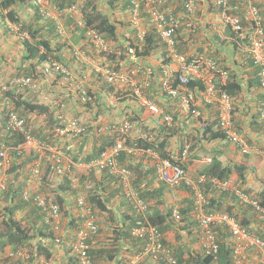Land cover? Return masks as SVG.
<instances>
[{
	"label": "trees",
	"instance_id": "trees-1",
	"mask_svg": "<svg viewBox=\"0 0 264 264\" xmlns=\"http://www.w3.org/2000/svg\"><path fill=\"white\" fill-rule=\"evenodd\" d=\"M81 1V11L83 13L84 18L87 20V24L89 26H93L97 30H99L105 39L106 42H113L116 46L112 51L101 53L100 57H105L100 61H96L102 67H109L111 69L118 70L122 68V64L125 66L126 62H130L131 56H134L138 59H144L151 55L153 52H156L158 49H162V44L160 39L158 38L157 33L153 29H149L150 31L144 37V42H140L135 34L132 31L124 32L123 30L131 25H133L129 18V13H125V15L121 17H117V12H125V8H117L113 9L115 0H50V4H55L53 7L63 8L68 7L74 3H78ZM125 2L126 9L128 7L126 0H121ZM173 9L177 10L181 7L182 0H167V5L169 2ZM204 5H208L209 9L212 11L217 10V6L214 4V0H205L202 1ZM108 5H111V12L109 11ZM124 6V7H125ZM169 6V5H168ZM31 6V0H0V18L3 22L4 28L12 32L9 28L7 21H11L12 23H16L20 26V31H28L30 33V37L22 41L23 46V58L26 61L37 60V62L43 63L49 61L51 58L57 59L58 61L64 62L65 67H68L69 64L66 62V57H72V45L69 44L67 40L65 42L64 39H61L56 34L55 24L50 17H44L39 13L38 8H35L34 13L30 15L26 14L29 11ZM165 8V7H164ZM27 10V11H26ZM218 11L212 13L213 18H217ZM26 14V15H25ZM132 16V14H131ZM67 23H71L75 33L74 43L86 41V33L84 28L81 29L74 25V21L71 18H67ZM201 28V27H200ZM227 34L230 35V30L227 31ZM14 35L19 37V33L16 31ZM194 39H195V35ZM77 39V40H76ZM219 39V38H218ZM228 40H223L221 45H225L228 43ZM230 41V40H229ZM180 46H184L180 43ZM133 49V53H129V50ZM220 48H217L216 51L212 52L214 57L220 58L224 57L226 54H221L219 52ZM71 51V52H70ZM201 51L203 49L201 48ZM241 51L238 47H234L232 50L231 57L232 59L237 60V57H242L240 54ZM89 56L96 57L97 51L93 50L92 52H88ZM244 62L242 63L243 72L240 69H234L231 64L229 67V71L231 74V78L223 87L229 94H231L234 98H239L245 95V89L243 82L240 80V76L242 73L247 74V89L256 87L259 88V80L257 77V69L253 65V62L249 57L244 55ZM81 66L80 70L82 71V75L89 69V67L82 63L81 60L78 61ZM236 62V61H235ZM34 67L31 64L30 68ZM26 73L33 75L27 67H25ZM57 72L60 77H62L60 70H54ZM95 72V71H94ZM100 73V72H98ZM90 74L96 77V80H91L93 83L100 82L101 90H104L107 93L116 94V96L126 97L125 91L122 90L117 91L113 83H111L106 78H101L100 73L99 79L94 73L91 71ZM81 75V76H82ZM85 81V80H82ZM80 81V82H82ZM198 85L196 80L190 81L188 84V88H195ZM129 91L128 89H126ZM86 91L92 97H95V91L85 84H82V89L80 91V95ZM82 92V93H81ZM144 92H148L149 96L151 89H145ZM67 98V96H65ZM133 97H129L132 100ZM151 98H154L151 96ZM10 100L9 104L4 103V101ZM103 100V96L93 99L92 101L81 102L78 99L77 103L79 104L77 107H74L75 117H79L80 115L89 114L90 118L93 121H98V113L105 114L106 110L103 108L106 105ZM135 100V99H134ZM155 100V99H153ZM105 102V103H104ZM240 104V103H239ZM237 105V104H236ZM199 109L201 106H199ZM3 108V109H1ZM261 109H264V104ZM0 110L3 118V122L7 120V116L11 110H15L18 114L25 117L28 120L29 124L33 125V134L47 142L57 145L64 149L65 154L68 155L73 160L91 162L93 161L101 151L108 148L112 145L115 139L119 136V133L101 129L102 123H97L95 127L91 126L87 130V134L82 133L77 138L76 141L78 143L75 144V147L72 150L66 149L69 145V141L67 139L69 137V133L66 131L67 125L66 120L60 119L58 114L56 113V109L53 108L52 105L46 104L44 102H39L36 99L25 97L24 93L20 88H13L12 90L6 91L2 94L0 98ZM199 117H196L192 114L191 109H189L185 117L189 121L200 122L201 127H197L196 132L198 131L199 135L204 137L206 140L216 141L222 140L228 141L227 135H225L224 131L220 130V128H216V130L211 128L210 122L204 118V114L202 109ZM73 111V109H72ZM239 113V111H237ZM236 112V115L238 116ZM61 114L65 115V112L60 111ZM174 116V120L171 124L162 123L161 131L155 132L154 129L149 127H140L138 133L132 135L129 134L125 138V143L130 147H138L142 149H151L157 152L162 158H167L170 156V152L172 150V142L171 137L176 134L179 130L178 127L174 128L172 124L175 126L182 119L178 115V112L172 113ZM235 115V117H236ZM80 118V117H79ZM252 121H260V110L256 112L252 117ZM140 116L130 115V120L133 122L139 121ZM217 121V119H216ZM214 120L213 122L216 123ZM259 123V122H258ZM88 125V123H86ZM186 124V123H185ZM260 124V123H259ZM215 125V124H214ZM218 126V123H217ZM139 128V126H136ZM261 128L264 131V124H261ZM64 131V132H63ZM148 131V132H147ZM146 133H150L152 135V139L149 140L145 138L143 135ZM188 132V130L186 131ZM0 137V145L4 143L5 146H13L16 147L20 143L24 141V137L20 133H14L11 131H3L1 129ZM196 136L195 133H189ZM187 133L179 135L182 139L179 140V147H184L186 144L191 143L190 135ZM2 139V140H1ZM90 140V141H89ZM92 141V146L90 142ZM250 142V141H249ZM251 143V142H250ZM198 143L192 145V147L197 146ZM88 146L89 151L84 154L83 157H80V153L83 155V149ZM245 156L249 155L247 153ZM133 159L134 162H125L126 158ZM11 158H13L11 165L7 169L8 181L7 187L4 191H0V200L4 203V206L0 207V251L5 254V250L7 247L12 248V252H17L19 250H25L27 253V257H16L18 258L16 264L22 262V259L28 263H33V261L38 260L41 262L42 260L49 261L53 264L54 260L59 261L58 255L55 254L56 246L63 247V249L70 255L72 260H76L78 263V257L76 255V251L74 249V243H76L77 237L75 233L77 229L81 225V218L75 217L73 218L67 226H69L70 234H67L65 237L60 239L57 242V237L59 235L56 232V229L53 226V223H48L46 220V214L32 201H27L23 198V194L26 190L30 189L32 182H36L34 178L31 168L32 161L38 158L36 154L23 155L18 153L16 150L11 151ZM121 160L125 162V165L134 173V186L139 191L142 198H144L149 204V220L155 225L160 232L162 233V243L165 247H167L174 255L179 263L181 264H236V257L234 254L235 246L237 240L233 237L230 229L225 225H220L218 227H214L215 235L217 242L219 244V252L214 255H209L207 252L201 247V249L193 250L189 252V249L185 252L183 250L182 244L180 242L184 241V233L186 230L188 235L191 236L194 228L197 229L199 239L202 240V233L200 230V226L198 220L196 218V209L194 206L193 197L188 201H185L183 208H180V218L177 220L173 215V209L170 208L168 210L159 209L158 207L162 205L164 202L160 196L162 192L167 187L166 184L162 182L160 187L156 189L151 187L154 184V179L157 177L156 169L153 166H148L143 163L142 160L138 159V156L131 154L127 151L122 152ZM138 160V161H137ZM210 159L206 158L204 161L208 162ZM32 163V164H31ZM44 168L43 171V179L42 184L45 187L50 188V192H45L47 195V199L51 200L54 203H57L60 207V211L62 213L63 203L66 202V195L74 194V189L70 187L69 184L64 183L62 189L60 191L53 189L50 186V183L56 178V173L51 169V164L46 158H42L41 168ZM246 167L242 164L240 165H226L217 158L213 157L212 161L201 170V173H205L207 175V181L204 183V193H206L207 197L210 198V207L209 210L216 212H225L230 216H233L239 224L246 228L251 235L260 237L264 239V218H262L256 207L250 203L245 202L240 199V197L236 194V191H230L229 189H221L217 184L212 183V178H217L219 180H227L230 179L231 176L237 172L238 174V183L244 182L246 180L245 174ZM104 171V170H103ZM93 175V176H92ZM92 178H94V174L92 173ZM151 175V177L149 176ZM108 183L115 182V180L107 175ZM161 183V182H160ZM107 184V183H106ZM104 182H98L92 188L89 196L90 202L94 205L96 204L99 208H105V204L107 202H111L114 197H116V193L114 190L109 189ZM242 186V185H241ZM151 187V188H150ZM243 190V189H242ZM35 191V189H34ZM64 191L63 193H61ZM116 191L120 190L117 188ZM121 193V192H120ZM190 195L192 191L190 190ZM29 196L35 194V192L28 193ZM87 196V195H86ZM126 199V198H125ZM156 200L151 204L152 201ZM260 204L264 207V192L259 195L258 198ZM127 201V200H126ZM153 203V202H152ZM77 204V202H76ZM95 207V206H94ZM131 209L132 206L130 205ZM95 214V212H94ZM96 216V214H95ZM191 219H188L189 217ZM138 220L135 217V212L132 209L130 215L125 217L123 224H118V227L113 228V232L115 235V240L113 243L106 247H96V239L98 237L100 229V224L98 222L96 216V223L99 226V230L97 233L92 234V239H88L87 243L89 245L88 253L91 257L93 264H97V261L100 259L114 261L117 260L118 264H126L127 261L136 256L143 249L144 241L137 239L132 236L131 230L133 225L136 224ZM180 222V223H178ZM183 224V225H182ZM175 230V231H174ZM174 232L176 239L178 242H173L169 240L166 236L168 232ZM69 235V236H68ZM95 240V243L93 242ZM125 240L129 242V246L125 249H122V246L119 241ZM67 242V243H66ZM122 251H126L129 255L125 257H121L119 259ZM257 251V258L259 264V251ZM254 251V252H256ZM246 255V253H245ZM44 257L45 259H43ZM128 257V258H127ZM146 257L151 258V256H145L141 258L138 264L142 263ZM245 257V256H244ZM8 258H15L13 256H8ZM241 259L243 256L241 255ZM3 259V258H2ZM242 259L241 264H247ZM2 261V260H1ZM36 262V261H35ZM159 264H165L163 261H155ZM80 264V261H79Z\"/></svg>",
	"mask_w": 264,
	"mask_h": 264
},
{
	"label": "built area",
	"instance_id": "built-area-1",
	"mask_svg": "<svg viewBox=\"0 0 264 264\" xmlns=\"http://www.w3.org/2000/svg\"><path fill=\"white\" fill-rule=\"evenodd\" d=\"M129 1L132 11V24L139 29L140 25L142 26L141 22L146 19L156 30L168 57L171 59L173 65L176 66L178 85L173 86L168 76L170 73L168 65H163L165 78L161 81L162 91L172 97H181L186 106L197 105L198 95H200L206 104L214 105L217 113V127L224 131L230 142L239 145L243 153H249L251 150L250 145L246 136L238 129L234 118L233 97L222 89V86L227 83L229 77L231 78L230 71L217 58L199 54L190 58L188 57L189 54L181 52L179 48L180 40L186 38V40L194 42L193 35L200 27L203 31H214L221 39L226 38L227 28H230V41H234L238 45L241 55H246L251 59L257 69L260 89L264 91V0H214V4L217 6V10L215 11H218V21H216V17H212V13L215 11L210 10L208 5L206 6L202 3L205 0H182L180 12L164 9V0ZM32 4L38 8L42 16L53 19L55 27L61 36H68L69 34L68 27L64 22V18L69 17L73 19L76 27L84 28L87 43L92 44L98 50L109 51V44L105 41L103 34L93 26L91 27L87 24V20L84 18L78 4H72L65 8H51L50 0H32ZM7 24L13 32L17 31L19 33V38H29L30 33L28 31H20L18 24H14L11 21H8ZM139 36L141 39L144 37V33L140 30ZM75 52L77 55H83L84 53L78 49ZM52 67L60 70L62 76L66 79L71 75L70 70L57 61H52L50 66L45 68L44 72L49 73ZM95 69L97 72L102 73L111 83L122 84L131 78V74L128 71H119L100 65H96ZM137 72L144 74L146 77L144 87L149 86L154 68L139 66L132 71L135 74ZM192 80H196L200 87H196L194 90L185 88ZM11 87H29L37 91L38 82L26 75L12 77L8 80L2 79L0 75V94ZM140 93L141 86H137L136 94L139 95ZM82 96L84 101H91L93 99L87 92H84ZM144 103L152 114H161L162 111L155 102L146 101ZM192 109L195 116L201 114V111L196 107ZM111 116H114V113H111ZM58 117L62 119L63 115L59 114ZM260 119L264 124V109L262 110ZM162 121L166 124H171L173 117L169 114L163 115ZM65 122L67 125L66 131L69 133L70 140L72 141L77 140L75 138L87 129L84 124L75 118L67 119ZM132 127V122L129 119L121 121L113 120L102 125L101 129L115 131L119 133V136L111 148L103 151L99 157L85 165L88 168L109 169L110 173L119 179L125 197L131 204L135 216L138 218L136 225L132 229V235L137 239L145 240L146 244L140 253L128 261V264H138L139 260L146 255H151L156 261H163L165 264H181L172 255V252L163 245L160 230L149 221V203L132 186L131 170L119 163L120 153L127 149L123 137L129 134ZM2 128L8 132L21 133L24 136V142L20 145L21 150L27 152L35 151L38 158L32 164L31 171L37 181L40 182L41 180L42 158H46L50 162L51 169L57 175H70L71 169L67 163L64 149L34 136L31 133V129L27 126L26 120L16 112H10L5 122H3L0 113V131ZM143 136L149 140L152 139L149 133H145ZM72 143L67 146V149L72 147ZM188 148L189 146L183 152L182 158L186 155ZM9 157V148L4 147V149L0 150V180H3V182L6 179L4 173L10 164ZM179 159L180 157L174 154L167 158L157 155L155 158L156 172L158 177L166 184L173 187L185 185L192 190L194 206L197 212L196 218L202 233L201 242L207 254L214 256L218 254L220 247L216 239L214 227L225 225L237 240L234 250L236 264L242 263L247 249L251 247L259 251V264H264V239L251 235L246 228L242 227L228 213L209 211L210 199L204 193V183L208 179L207 176L200 174L196 178L192 177L184 166L177 161ZM212 183L217 184L221 189L232 188L230 180L212 178ZM88 189H92L91 183L87 184L85 191ZM28 198L41 207L48 221L59 222L60 208L57 203L48 200L46 194L35 191V194L29 196L28 192H26L25 199ZM251 203L264 216V207L257 201H252ZM78 204L80 206L82 223L75 235L77 240L74 243V249L80 264H93L88 253L89 245L87 240L93 238L92 234L98 232L99 226L96 223L94 212L86 204L85 192L78 196ZM175 215H178V211H175ZM22 255L23 253L20 251L10 252L9 255L0 252V263L3 257H21ZM241 255L243 256L242 259L240 258ZM39 264L50 263L42 261Z\"/></svg>",
	"mask_w": 264,
	"mask_h": 264
},
{
	"label": "crops",
	"instance_id": "crops-1",
	"mask_svg": "<svg viewBox=\"0 0 264 264\" xmlns=\"http://www.w3.org/2000/svg\"><path fill=\"white\" fill-rule=\"evenodd\" d=\"M113 5V9H119L125 8V12H117L116 16L123 17L125 13H129V20L131 22V13L129 11V8L126 9L125 2L121 0H115ZM128 7L130 5L129 0H126ZM164 9L168 11H177L180 12L181 8H178L177 10L173 9L171 5V2H169V6L167 5V0H164ZM81 3V1H79ZM125 6V7H124ZM109 11L111 12V5H108ZM201 7V6H200ZM131 10V6H130ZM132 12V11H131ZM26 14L30 15L31 13L26 12ZM25 14V15H26ZM208 18V16H206ZM210 18V17H209ZM68 29H71V23H67V20H65ZM132 23V22H131ZM142 26L140 25V28L137 29L135 26L131 25L127 29L125 28L123 31H132L135 34H139V30L141 32L148 34L150 31L149 29H152L151 25L148 23L146 19L141 22ZM75 31L73 30L72 33L69 35V37L66 40L69 41V44L72 45V57L74 56V51H76L78 48H80L84 54L80 56L73 57L74 59H71L70 57H66L65 60L69 64L68 68L71 71V75L68 79L64 77H60V75L57 72H53L50 74H41L42 71V65H39L37 63V60L33 61H26L23 58V46L21 41L17 38L16 35H14L12 32L7 31L4 26L3 22L0 18V74L4 79H8L10 77H15L18 75H29L26 73L25 67H27L30 71H32V74H35L37 76V82L38 87L37 91L34 89H30L29 87L21 89L24 93L25 97L33 98L38 100L39 102H44L46 104H50L53 106L54 109H56V113L63 111L65 112L66 119L75 118L78 119L82 124H84L88 129L95 125L97 123L106 124L110 121L116 120L120 121L126 116H132L137 115L140 116L139 121L135 122V127H133V131L131 132L132 135L138 133L140 130V127H149L151 129H154L155 132L161 131V125L163 123V113L159 115H152L147 106H143V102L146 99H150L153 101H157L160 103L161 107L165 108V112L173 113L178 112L179 116L181 117L182 121L178 122L175 126L172 124L174 128L178 127L179 130L176 132L174 136L171 137L172 142V150L171 154L179 155L180 150L183 149L179 147V140L182 139L179 135L184 133H195L189 134L191 138V145L198 143L197 146H191L190 151L187 153V155H184L183 162L184 165L187 167V170L189 174L194 177L196 174H199L202 169H204L205 166L209 164V162L204 161L206 158L210 159L212 161L213 157L219 158L223 164L226 165H244L246 167L245 174H246V180L244 182L238 183V174L235 172L231 178L230 181L232 183V188L230 191H236V194L240 197L241 200L248 202L251 200H258L259 195L264 192V131L261 128V123L258 120L252 121V117L256 112H259V110L262 108L264 104V91H262L260 88L251 87L249 88L250 91H248L247 87V74L242 73L240 76V80L243 82L244 89H245V95L239 97V98H233L234 105H235V115L237 112L238 116L236 115L235 120L237 123L238 129L246 136L248 140V144L250 145V152L249 155L245 156L241 147L233 142H230L229 140H216V141H210L206 140L204 137L199 135L198 131L196 132L197 127H201L200 122H194L189 121L185 117L186 111L185 108L181 106L180 104H177L174 107V103L172 101H168L166 98L167 96H159L157 94V82L156 80L160 79V76L163 73V70H160L161 64L163 62V50H157L156 52H153L151 55L144 59H138L134 55L131 56L130 62L125 64L126 67L133 68L136 66L137 68L140 67H153L156 72L154 76L151 78V81H153L150 85V87H147V89H151L152 94L154 98H151L149 96L148 92H144L142 95L136 94V87L137 86H143L144 81L146 77L144 74H134L132 75V84L127 85H119L116 87L117 91L122 90L125 91V96L128 98L123 99L124 96L118 97L116 94L107 93L104 90H101V83L95 82L93 85L90 83L91 80H96V77L90 72L92 71L95 76L99 79V74L95 66L97 65L96 61H100L101 59L105 57H100L101 53L97 52L96 57L89 56L88 52H92L93 50H90L87 46L84 44H81V40L77 43H74L75 37ZM77 40V39H76ZM205 43L207 44L208 48L210 49V52H214L217 50V48H220L219 52L221 54H226L224 57H218L220 63H222L227 69H229L230 65L232 64L234 69H240L243 72V66L242 63L244 62V56L237 57V60L232 59L231 57L232 50L230 48V41L229 43H226L225 45H221L220 40L216 35L213 34V32H206L204 35ZM140 41V40H139ZM141 42V41H140ZM180 42L184 46H180L179 50L183 53L192 55L197 53V44L196 41L190 42L188 40L183 39L180 40ZM111 47H115L116 45L113 42H110L109 44ZM233 47V46H232ZM95 50V49H94ZM71 52V51H70ZM79 60L82 61V63L86 64L89 69L85 72L84 75H82V71L80 70L81 66L79 65ZM236 61V62H235ZM62 62V61H59ZM65 62V61H64ZM64 62H62L64 64ZM31 64L34 65V67H31ZM123 67V64H122ZM168 68L170 70V75L175 76V69L176 66L173 65V63L168 64ZM95 71V72H94ZM82 75V76H81ZM101 78L103 76L100 74ZM85 80V81H82ZM82 81V82H80ZM88 86V88L93 89L95 92V96L97 98L100 96H103V100L106 102V105L103 106L105 108L106 112L105 114L98 113V121H93L92 118H90V115L86 113V115H80L79 117H75L74 114V107H77L79 104L77 103L78 99L83 101V96L80 95V91L82 89V84H85ZM128 89L129 91H127ZM84 92V91H83ZM82 93V92H81ZM67 96V98L65 97ZM129 97H133L132 100L129 99ZM135 99V100H134ZM4 103L9 104L10 100L5 101ZM104 102V103H105ZM240 103V104H239ZM237 104V105H236ZM198 105L201 106V109L204 114V118H206L207 121L210 122L211 128L216 130L217 128V113L216 110H213L210 107H207L203 103V99L200 95H198ZM3 109V108H1ZM73 109V111H72ZM1 112V110H0ZM2 113V112H1ZM111 113H114V116H111ZM216 121L213 122V121ZM88 123V125L86 124ZM186 123V124H185ZM215 124V125H214ZM136 126H139L137 128ZM188 130V132H186ZM148 132V131H147ZM87 134V133H86ZM2 138V136H0ZM2 140V139H1ZM69 141V144L72 143V147L68 150H72L75 147V144L78 143L76 140H70V137H68L67 142ZM90 141V140H89ZM251 143H250V142ZM90 145L92 146V141L90 142ZM67 149V147H66ZM89 147L86 146L82 153H80V157H83L84 154H86L89 151ZM137 152V151H136ZM133 152L131 154H134L135 156H138V159L142 160L145 165L153 166L155 163V158L157 156V153L153 150L146 151V152ZM122 157V155H121ZM67 163L70 165V175H56L55 179L50 183V186L53 187V189H56L60 191L64 185V183L69 184L70 187L74 189V194H67L66 195V202L63 203L62 208V228L63 231L61 232V235L64 237L67 234H70L69 222L75 218L78 217L77 214V199L78 196L81 193H86V200L87 204L96 214L98 222L100 224L101 231L98 234V237L96 239L97 243L95 244L96 247H106L113 243L115 240V235L113 232V228L118 227V224H123L125 217L131 214L132 209L126 201L125 196L122 193V189L120 186V182L116 177L112 174H110L108 171L100 170L96 167L94 168H88L85 164L87 162L84 161H78L71 159L68 155H66ZM121 160V159H120ZM129 162H134L133 159H129L128 157L125 159ZM138 161V160H137ZM121 162L125 165V162L121 160ZM67 165V164H66ZM126 166V165H125ZM92 173L94 174V178H92ZM92 175V176H91ZM107 175H110L115 182L108 183L106 180H108ZM151 177V175H149ZM89 181V182H88ZM134 181V180H133ZM92 184V188L96 185L98 182H104L109 189L114 190L116 193V197L110 202H107L105 205V208H99L96 206V204H92L89 200L91 189H88L85 191V188L88 183ZM153 188L160 187L162 183L155 177L154 184H152ZM242 185V186H241ZM42 190L45 192H50V188L44 187L41 181V184L38 185ZM150 187V188H151ZM31 188V187H30ZM119 189V191H116V189ZM243 189V190H242ZM47 192V193H48ZM62 191L61 193H63ZM51 193V192H50ZM53 193V192H52ZM51 193V194H52ZM49 194V193H48ZM64 194V193H63ZM160 198L164 201L162 205H160L158 208L163 210H168L170 208L172 209H179L183 208L185 201H188L192 196L190 195L188 189L186 187H170L167 185L165 190L162 192ZM156 200L152 201L151 204H155ZM4 206V203L2 200H0V207ZM95 206V207H94ZM261 216V215H260ZM262 217V216H261ZM190 216L188 219H191ZM263 218V217H262ZM180 223V222H178ZM183 225V224H182ZM175 231V230H174ZM185 235L184 241L180 242L183 246V250L186 252L189 249L190 251L201 249L202 244L201 240L199 239V235L197 232V229L194 228V231L192 232L191 236L188 235L186 230L183 231ZM174 232H168L166 234L167 238L169 240H172L173 242H178L179 240L176 239ZM69 236V235H68ZM67 243V242H66ZM95 243V242H94ZM119 243L122 246V249H125L127 246H129V242L125 240L119 241ZM56 252L55 254L58 255L59 261L54 260L53 264H79L76 260H72L70 255L67 254V252L63 249V247L56 246ZM12 248L7 247L5 250V253L9 255ZM255 248L251 247L250 249H247L246 255L244 257V261L247 264H257L258 258H257V251ZM1 252V251H0ZM4 254V253H3ZM129 255L128 252L122 251V253L119 256V259L121 257H125ZM3 257L0 264H16V261L18 258H8ZM128 258V257H127ZM39 260V259H38ZM35 260L33 263H28L22 259V262L19 264H37L39 261ZM144 264H159L157 262H154L151 260V258L146 257L144 261L142 262ZM97 264H118L117 260L114 261H108L100 259V261H97Z\"/></svg>",
	"mask_w": 264,
	"mask_h": 264
},
{
	"label": "clouds",
	"instance_id": "clouds-1",
	"mask_svg": "<svg viewBox=\"0 0 264 264\" xmlns=\"http://www.w3.org/2000/svg\"><path fill=\"white\" fill-rule=\"evenodd\" d=\"M129 3H130V1H129ZM31 4H32V0H31ZM74 4H78L79 6H80V3L78 2V3H74ZM33 5V4H32ZM53 5L54 6H56L55 4H52V5H50V7L51 8H54L53 7ZM34 6V5H33ZM131 6V5H130ZM181 6H182V4H181ZM35 7V6H34ZM63 8H65V7H63ZM181 8V7H180ZM80 9H81V6H80ZM130 13H131V10H130ZM51 18V17H50ZM218 18L219 17H217L216 18V21H218ZM52 19V18H51ZM67 18H64V22H65V20H66ZM53 20V19H52ZM8 22V21H7ZM6 22V23H7ZM54 22V21H53ZM131 22H132V20H131ZM221 23V22H220ZM16 24V23H15ZM55 24V23H54ZM65 25L67 26V24H66V22H65ZM72 25V24H71ZM151 25V24H150ZM134 26V25H133ZM72 27V26H71ZM151 27H152V29L153 30H155L154 29V27L151 25ZM55 29H56V27H55ZM69 30V34H68V36H61L59 33H58V31H57V29H56V34L58 35V37H60L61 39H67L68 37H69V35L72 33V31H73V29H68ZM228 30H230V28H227V31ZM227 31H226V38H224V39H221L220 37H218V35L216 34V33H214V31H213V34L214 35H216L218 38H219V40H220V43H222V41L223 40H227V39H229L230 40V35L229 34H227ZM155 32H156V30H155ZM206 32H208V31H203V29L202 28H199L198 29V31L194 34L196 37H195V40L194 41H196V44H197V48L198 49H196L197 50V53L196 54H192V55H188V57H190V58H192L194 55H206V56H208V57H213V58H216V57H214V54H212V52H210L209 50V48H208V46H207V44L205 43V40H204V35H205V33ZM12 33L14 34V32L12 31ZM157 33V32H156ZM145 35H146V33H145ZM145 35H144V37H145ZM137 36V38H138V40H140L141 42H144V37H143V39H141V37L139 36V34H137L136 35ZM30 37V36H29ZM20 41H21V43H22V41L23 40H25V39H21V38H19V37H17ZM159 38V37H158ZM26 39H28V38H26ZM67 41V40H66ZM160 42H161V40H160ZM228 43H229V41H228ZM81 44H84L85 46H87L88 48H90V50H94L95 49V51H97V52H99V51H103V52H109V51H112L113 50V48L114 47H111L110 45H109V51H104V50H98V49H96L92 44H89V43H85V42H81ZM108 44H110V42H108ZM161 44H162V42H161ZM162 46H163V44H162ZM233 46V47H232ZM238 47V45L234 42V41H230V48H231V50H233V48L234 47ZM130 48V47H129ZM201 48L203 49V51H201ZM130 49H132V48H130ZM239 49V48H238ZM78 50H81L80 48H78ZM160 50H163V54H162V56H163V62L164 63H162L161 64V68H160V70H163V65H168L169 63H172V61H171V59L168 57V55H167V53H166V51H165V49H164V46L162 47V49H160ZM82 51V50H81ZM75 52V51H74ZM133 53V49L132 50H129V53ZM84 54V53H83ZM75 55L76 56H80V55H77L76 54V52H75ZM134 55V54H133ZM102 57V56H101ZM101 57H99V58H101ZM218 60H219V58H217ZM52 61H57V62H59L57 59H54V58H51L49 61H47V62H43V63H38L39 65H42V71H41V74H45V75H47V74H50V73H53L54 72V70H56V68H51V70H50V72L49 73H45L44 72V70H45V68L47 67V66H50V63L52 62ZM59 63H61V64H63L62 62H59ZM64 65V64H63ZM97 65H99L98 63H97ZM64 66H66V65H64ZM101 66V65H100ZM68 68V67H67ZM135 68H137L136 66H134L133 68H131V67H126V66H124L123 65V67L122 68H120V69H118L119 71H128V72H130V74H131V77H132V75H134L135 73H132V71L135 69ZM69 69V68H68ZM58 70V69H57ZM70 70V69H69ZM71 72V71H70ZM155 72H156V70L154 69V73H153V76H154V74H155ZM136 74H139V72H137ZM1 75V74H0ZM34 75V74H33ZM18 76H20V75H18ZM26 76H30V77H32V78H34L36 81H37V76H31V75H26ZM104 78H106L104 75H102ZM152 76V77H153ZM168 76H169V78L171 79V81H172V85L173 86H177L178 84V82H177V80H176V78L178 77V72L177 71H175V76L173 77V76H171L170 75V73L168 74ZM2 77V76H1ZM16 77V76H15ZM63 77V76H62ZM151 77V78H152ZM10 78H12V77H10ZM10 78H8V79H10ZM163 78H165V75H164V73H162V75L160 76V79L159 80H156V82H157V94L159 95V96H161V95H163L164 97L165 96H167L168 98H166L168 101H172L173 103H174V107L177 105V104H180L181 106H183L185 109V111L187 112L189 109H191V111L193 110L192 108H194V107H196L197 109H199V107H198V103H197V105H192V106H186L184 103H183V101H182V99H181V97H172V96H170V95H168V94H166L164 91H162V89H161V81H162V79ZM2 79H4L3 77H2ZM8 79H4V80H8ZM107 79V78H106ZM229 79H230V77H229ZM132 78H130V80H128L126 83H122V84H120V83H113L114 84V86H115V89H116V87L117 86H119V85H127V84H132ZM151 80V79H150ZM146 81V80H145ZM145 81H144V83H145ZM229 81V80H228ZM227 81V82H228ZM151 83L153 82V81H150ZM151 83L149 84V86H147V87H150V85H151ZM226 84V83H225ZM225 85H223L222 86V89H223V87H224ZM147 87H144V85L143 86H141V93L139 94V95H142L143 94V90H145V89H147ZM196 87H200V86H196ZM196 87L195 88H188V85L187 86H185V88H187V89H189V90H194V89H196ZM13 88H20V87H11V88H9L7 91H9V90H12ZM260 88V87H259ZM20 89H24V88H20ZM136 89V88H135ZM117 90V89H116ZM181 90H182V88H181ZM224 90V89H223ZM226 91V90H225ZM4 92H6V91H4ZM3 92V93H4ZM86 92V91H85ZM3 93H1L0 94V98H1V96H2V94ZM89 94V93H88ZM92 96V95H91ZM233 97V96H232ZM93 99H96V96L95 97H92ZM234 98V97H233ZM92 99V100H93ZM91 100V101H92ZM84 101V100H83ZM87 101H90V100H87ZM87 101H84V102H87ZM146 101H152V102H155L157 105H158V107L160 108V110L162 111V113H163V115H171L172 117H173V120H174V116H173V114L172 113H169V112H165V108L164 107H161L160 106V103H158L157 101H153V100H150V99H146L144 102H146ZM143 102V106L144 107H146V104ZM203 103L207 106V107H210L211 106V108L213 109V110H215V108H214V105H210V104H206L205 102H204V100H203ZM233 103H234V101H233ZM234 105V104H233ZM147 108H148V106H147ZM201 109V108H200ZM199 109V110H200ZM149 110V109H148ZM262 110L263 109H260V117H261V113H262ZM201 111V110H200ZM10 112H16L15 110H11ZM9 112V113H10ZM150 112V111H149ZM176 112V111H175ZM175 112H173V113H175ZM1 113V112H0ZM17 113V112H16ZM151 113V112H150ZM18 114V113H17ZM58 115L59 114H61L60 112H58L57 113ZM152 114V113H151ZM192 114L194 115V113L192 112ZM2 115V114H1ZM20 117H22V118H24L25 120H26V124H27V126L31 129V133L33 134V125L32 124H29L28 123V120L25 118V117H23V116H21L20 114H18ZM61 115H63V114H61ZM152 115H154V114H152ZM179 115V114H178ZM200 115H198V116H196V117H199ZM7 118H8V116H7ZM63 118L65 119V120H67L66 119V117H65V115H63ZM62 118V119H63ZM234 118H235V105H234ZM124 119H129L130 120V116H126V117H124L122 120H124ZM121 121V120H120ZM131 121V120H130ZM236 121V120H235ZM132 122V125H133V127H135V122H133V121H131ZM173 122V121H172ZM164 123V122H163ZM218 123V122H217ZM260 123L261 124H263V122H262V120L260 119ZM107 124V123H106ZM237 124V123H236ZM102 125H105V124H102ZM133 127H132V129H131V131L129 132V134H131V132L133 131ZM87 130H88V128L86 129V131L84 132V134L87 132ZM104 130H107V129H104ZM109 130V129H108ZM3 131H6L4 128H3ZM112 131V130H111ZM7 132V131H6ZM115 132V131H114ZM14 133H16V132H14ZM144 133H146V132H144ZM2 133H1V131H0V136H2L1 135ZM21 134V133H20ZM128 134V135H129ZM150 134V133H149ZM34 135V134H33ZM127 135V136H128ZM35 136V135H34ZM127 136H125V137H123L124 139L127 137ZM152 136V135H151ZM24 137V136H23ZM37 137V136H36ZM39 138V137H38ZM118 138V137H117ZM117 138L115 139V141L117 140ZM41 139V138H40ZM43 140V139H42ZM46 141V140H45ZM115 141H114V143H115ZM248 141V140H247ZM24 142V141H23ZM22 142V143H23ZM22 143H20L18 146H16V147H13V146H5L4 145V143H1V145H0V150H2V149H4V147H7V148H9V159H10V164H9V166L11 165V163H12V160H13V158H11V151L12 150H16L18 153H21V154H23V155H27L28 156V153L30 154V155H34L35 154V151H32V152H27V151H23V150H21V148H20V145L22 144ZM114 143L112 144V145H114ZM112 145H110L108 148H106L105 150H103V151H106V150H108L109 148H111L112 147ZM125 146L127 147V149H125V150H123L122 152H124V151H127V152H129V153H133V152H136V153H138V152H146V151H148V150H151V149H142V148H138V147H130V146H127L126 145V143H125ZM187 146H189V148H188V150H187V152H186V155H187V153L190 151V149H191V144H186L184 147H182L183 149H181L180 150V154L178 155L179 157H180V159L179 160H177L180 164H182V166H184V168L187 170V167L184 165V162H183V158H182V155H183V152L186 150V147ZM131 149H133V150H131ZM103 151H101V153L103 152ZM122 152L120 153V156H119V163H120V165H122L123 167H126V168H128L127 166H125L122 162H121V155H122ZM101 153L98 155V157L101 155ZM157 153V152H156ZM245 154V153H244ZM248 154V153H247ZM157 155L158 156H160L158 153H157ZM171 153H170V156L169 157H171ZM161 157V156H160ZM97 158V157H96ZM95 158V159H96ZM210 161L211 160H209L208 162L210 163ZM47 162H48V160H47ZM32 163H34V161H32ZM31 163V164H32ZM9 166L7 167V169L9 168ZM154 167H155V169H156V166H155V163H154ZM7 169H6V171H5V175H6V179L4 180V182H3V180H0V191H4L5 189H6V187H7V181H8V175H7ZM43 167H42V170H41V180H40V182L39 181H37V179H36V182H32V184H31V188L30 189H28V190H26L25 192H24V194H23V198L25 199V193L26 192H28V193H32V192H35V191H39V192H43V191H41L42 189L40 188V186H38V185H40L41 184V181H42V179H43V173H44V171H43ZM129 169V168H128ZM100 170H104V171H108L109 173H110V171H109V169H107V168H103V169H100ZM187 172H188V170H187ZM131 173H132V186L135 188V186H134V173L131 171ZM157 173V172H156ZM111 174V173H110ZM188 174H189V172H188ZM200 174H205V173H199V174H196V176L194 175V178H196V177H198V175H200ZM57 175V174H56ZM190 175V174H189ZM206 175V174H205ZM207 176V175H206ZM116 179H118L117 177H116ZM157 179L162 183H164V184H166L164 181H162L159 177H158V175H157ZM119 180V179H118ZM227 180H230V179H227ZM120 182V181H119ZM166 185H168V184H166ZM120 186H121V189H122V185H121V183H120ZM168 186H170V185H168ZM170 187H173V186H170ZM178 187H186L185 185H182V186H178ZM187 189H188V191L190 192V188H188V187H186ZM34 189H35V191H34ZM136 189V188H135ZM231 189V188H230ZM229 189V190H230ZM225 190H227V189H225ZM136 191H138L137 189H136ZM192 191V190H191ZM205 191V190H204ZM235 191V190H234ZM44 193V192H43ZM122 193H123V195L125 196V194H124V192H123V190H122ZM138 193H139V191H138ZM45 194V193H44ZM140 194V193H139ZM206 194V193H205ZM141 196V195H140ZM191 196L193 197V199H194V196H193V194H191ZM207 196V195H206ZM126 198V197H125ZM209 198V197H208ZM144 199V198H143ZM210 199V198H209ZM25 200H27V201H32L33 202V200L32 199H25ZM126 200H127V198H126ZM128 201V200H127ZM252 201H257V200H251V201H248V202H252ZM259 204H260V202L259 201H257ZM34 203V202H33ZM129 203V202H128ZM86 204H87V200H86ZM150 204V203H149ZM129 205H131L130 203H129ZM261 205V204H260ZM59 206V205H58ZM87 206H89L88 204H87ZM262 206V205H261ZM39 207V206H38ZM263 207V206H262ZM60 208V207H59ZM93 211V210H92ZM175 211H178V215L176 216L175 215ZM209 211H211V210H209ZM61 212V211H60ZM94 212V211H93ZM213 212H216V211H213ZM259 212V211H258ZM260 213V212H259ZM77 214H78V217L79 218H81V215H80V206H79V204H78V199H77ZM261 214V213H260ZM173 215H174V217L177 219V220H179V218H180V210L179 209H173ZM261 216L264 218V216L261 214ZM136 217V216H135ZM149 217V216H148ZM45 221H47L48 223H53V226H54V228L56 229V232H58L59 233V235H58V237H57V242H59L60 241V239L61 238H63V235H61V232L63 231V229L65 228H62V213H60V219H59V222H50V221H48L47 219L45 220ZM150 221V220H149ZM81 223H82V218H81ZM136 225V224H135ZM135 225H133V227H132V229L134 228V226ZM80 227H81V225H80ZM80 227L77 229V231L80 229ZM62 228V229H61ZM77 233V232H76ZM76 233H75V235H76ZM131 234H132V230H131ZM133 236V235H132ZM134 237V236H133ZM144 241V244H143V248H144V246H145V244H146V241L145 240H143ZM201 244H202V242H201ZM202 248H203V246H202ZM204 249V248H203ZM143 250V249H142ZM205 250V249H204ZM20 252H22L23 253V255L21 256V257H26V252H25V250H19ZM11 252H12V250H11ZM141 252V251H140ZM2 253V252H1ZM6 254V253H5ZM146 256H149V255H146ZM151 256V255H150ZM16 257H18V256H16ZM145 257V256H144ZM43 259H45L44 257H42ZM93 260V259H92ZM131 260V258L128 260V261H130ZM151 260H153L154 262L156 261L152 256H151ZM42 261H46V260H42ZM41 261V262H42ZM128 261H127V263L126 264H128ZM47 262H49V261H47ZM78 262H79V258H78ZM40 262H38L37 264H39ZM50 263V262H49ZM51 264V263H50Z\"/></svg>",
	"mask_w": 264,
	"mask_h": 264
},
{
	"label": "rangeland",
	"instance_id": "rangeland-1",
	"mask_svg": "<svg viewBox=\"0 0 264 264\" xmlns=\"http://www.w3.org/2000/svg\"><path fill=\"white\" fill-rule=\"evenodd\" d=\"M31 6L32 7H30V9H29V13H34V11H35V8H34V6L31 4ZM27 11V10H26ZM62 229V228H61Z\"/></svg>",
	"mask_w": 264,
	"mask_h": 264
}]
</instances>
